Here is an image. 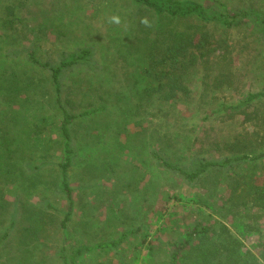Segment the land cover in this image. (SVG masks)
I'll return each mask as SVG.
<instances>
[{"label":"rangeland","instance_id":"1","mask_svg":"<svg viewBox=\"0 0 264 264\" xmlns=\"http://www.w3.org/2000/svg\"><path fill=\"white\" fill-rule=\"evenodd\" d=\"M177 1L198 4L208 18L182 21L179 28L192 32L194 26L197 38L210 42V54L184 76L189 94L174 106L176 116L155 117L148 109L140 127L129 124L132 134L144 132V142L136 145L121 130L125 120L117 99L128 96L132 76L144 64L138 58L147 50L143 40L155 17L132 0H0V264L24 263V245L35 247L26 246L31 253H25L33 264H60L56 251L64 247L72 254L80 246L76 264H171L196 225L223 223L264 264V208L247 201L234 205L226 186L228 176L242 173L262 188L264 156L215 167L195 184L163 173L149 157L152 146L162 147L171 162L188 169L196 157L221 160L236 146L253 156L264 153V98L240 107L248 94L264 95V0ZM223 13L235 17L231 27L217 21ZM85 47L94 63L66 72L61 81L62 102L74 115L67 170L73 201L63 241L61 112L48 73L28 67L24 54L56 60ZM99 106L106 109L82 115ZM224 106L233 109L220 110ZM9 169L6 181L1 172ZM22 204L50 214L43 231L22 236L29 226L25 214H17L9 228L7 206L11 213ZM98 244L103 247L94 248ZM198 245L194 239L184 247L177 263H195Z\"/></svg>","mask_w":264,"mask_h":264},{"label":"trees","instance_id":"2","mask_svg":"<svg viewBox=\"0 0 264 264\" xmlns=\"http://www.w3.org/2000/svg\"><path fill=\"white\" fill-rule=\"evenodd\" d=\"M140 8L148 11L151 17L150 31L145 35L144 42L147 43V50L138 59L143 61L144 64L138 72L134 73L132 80H135L134 85L131 86L127 97L118 98L121 100V107L119 113L123 114L125 123L123 124L122 131H127L129 134L133 132L128 129L129 124L132 126H141L142 117L148 114V109L151 111V116L160 118H171L176 116L174 106H181L183 97L189 94L184 86V76L188 70L196 68L200 63L205 62L208 51L211 49L210 42L205 37L197 38V30L194 26L189 25L193 31L182 30L179 25L182 21H206L207 17L204 16L200 6L194 2H181L177 0H132ZM217 20V19H216ZM223 27H231L235 22V17L226 13L221 14L218 20ZM134 50H136L134 48ZM140 54V53H139ZM93 52L91 48H80L71 53H63L56 60H41L35 55L33 51H28L24 54L25 63L28 67L41 68L48 73L51 86L54 88L55 102L61 112V120L59 125V135L62 139V161L59 162V189L65 195L67 202L66 212L60 221L58 228L62 231L63 241L68 237L66 222L69 220L70 209L72 208V189L68 182L67 170L71 166L73 160V152L71 145V133L69 126L72 123L74 115H72L67 107L63 104L61 98V81L66 72L81 67H87L88 64L94 63ZM208 61V59H207ZM91 70V69H90ZM136 75V78H135ZM145 82V84H144ZM18 90L11 95L15 97L19 92ZM264 98L261 94H248L244 103L240 107L248 108L258 99ZM94 102L92 105H96ZM92 107V106H91ZM238 107V108H240ZM106 109L104 106L92 108L90 111H85L82 115L96 113L100 110ZM233 107L224 106L220 110L225 112L232 110ZM122 110V111H121ZM232 115L236 114L234 112ZM240 114L250 120L252 113H247V110H241ZM179 115V114H178ZM134 128V127H133ZM135 127L134 129H136ZM133 129V130H134ZM143 131L134 130V134L127 135V143L132 139H136V145L142 140ZM166 140V143L169 144ZM144 142V141H143ZM237 145V144H235ZM230 152L235 153L232 156H226L219 159L196 157L188 163V169L182 165L171 162L170 158L165 154L162 147L152 146L149 150V157L156 168L160 169L165 174L174 175L179 179L188 183L195 184L199 181L202 174L208 173L215 167H225L238 165L246 161H254L257 158L264 156L262 153L259 156L243 152V149L236 146L234 149L230 148ZM133 157V156H131ZM10 169L3 171L2 176L6 178L5 174H10ZM14 173V170H13ZM15 177V176H14ZM1 178V177H0ZM230 181L226 185L229 192V202L234 205H243L247 202L260 208H264V186L258 187L249 182L248 176L238 173L236 176H228ZM1 183V182H0ZM187 184V183H186ZM15 185V183L13 184ZM184 185V184H183ZM186 185H184L185 187ZM190 191L191 186H186ZM192 199V197L190 198ZM187 201V200H185ZM197 200L194 199V202ZM247 201V202H246ZM4 203L3 198L0 199V204ZM4 208V206H2ZM11 214L9 220V228L13 227L16 223L17 214H25L29 226L22 229V236L29 234L32 229L36 232L43 231L44 226L50 221V214L42 210H29L27 204L20 206V211L10 208ZM7 213V214H8ZM8 219V218H7ZM137 231H140L139 229ZM9 237V229L3 233L2 239ZM194 239L199 241L198 245V258L197 261L190 262V264H262L261 259L257 257L252 251L246 249L237 235L233 234L226 224H220L219 228H210L208 226L196 225L191 232H188L186 239L179 244L177 250L173 252L170 257L171 264H178L177 259L181 250L189 245ZM107 245V244H106ZM116 242L110 244L115 246ZM29 249L35 248L26 245ZM24 245V249L19 251L22 264L28 263L25 258V253H31ZM31 247V248H30ZM103 245L98 244L94 248H102ZM83 246L75 249L72 254L66 253L65 248H60L56 251V257L61 261L60 264H76L79 254L83 253ZM87 249V248H86ZM90 249V248H89ZM184 261V260H182ZM185 263V262H183ZM182 263V264H183Z\"/></svg>","mask_w":264,"mask_h":264}]
</instances>
